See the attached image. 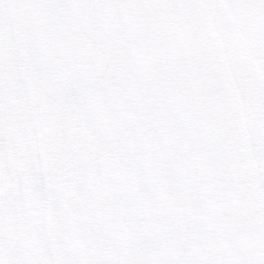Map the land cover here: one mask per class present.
<instances>
[{"label": "snow or ice", "instance_id": "obj_1", "mask_svg": "<svg viewBox=\"0 0 264 264\" xmlns=\"http://www.w3.org/2000/svg\"><path fill=\"white\" fill-rule=\"evenodd\" d=\"M0 264H264V0H0Z\"/></svg>", "mask_w": 264, "mask_h": 264}]
</instances>
